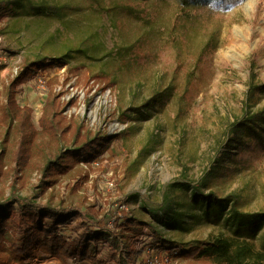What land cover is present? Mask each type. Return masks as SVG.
I'll return each instance as SVG.
<instances>
[{
    "label": "rangeland",
    "instance_id": "rangeland-1",
    "mask_svg": "<svg viewBox=\"0 0 264 264\" xmlns=\"http://www.w3.org/2000/svg\"><path fill=\"white\" fill-rule=\"evenodd\" d=\"M129 2L0 0V194L9 196L18 176L20 197L32 196L41 205L64 202L86 214L95 206L97 220L111 221L110 231L121 215L152 222L161 237L176 244L173 250L162 246L147 229L136 248H144L153 264H205L183 252L221 234L233 235L224 221L232 207L220 223L204 220L208 209L201 198L194 199L192 187L214 173L231 125L264 109V3L246 0L214 12L207 4L135 0L139 13L133 16L120 9ZM32 5L46 10H33ZM212 37L216 49L205 50ZM131 46L137 47L136 54L121 60L120 49ZM29 66H38L35 79L16 97L21 108L31 109L33 127L41 129L44 108L53 98L82 131L80 137L69 134L60 142L39 137L35 147L42 151L23 167L16 166V123L8 134L4 109L9 86ZM254 86L262 89L249 97ZM163 91L171 93L164 108L144 109ZM84 136L115 140L99 159L61 176L46 191L40 181L49 153L72 150ZM245 159L232 182L203 187L202 192L234 193L242 213H263L264 152ZM167 206L178 214L154 221L149 212ZM175 216L184 222L183 229L169 227ZM252 242L262 248L264 226ZM99 249L108 251L103 245ZM36 253L25 262H4L64 264Z\"/></svg>",
    "mask_w": 264,
    "mask_h": 264
},
{
    "label": "trees",
    "instance_id": "trees-1",
    "mask_svg": "<svg viewBox=\"0 0 264 264\" xmlns=\"http://www.w3.org/2000/svg\"><path fill=\"white\" fill-rule=\"evenodd\" d=\"M244 1L246 0H179V3L184 7L190 4H207L209 10L220 12L233 9ZM134 2L135 0H130L128 4L122 3L120 9L123 13L129 12L136 16L139 8ZM262 2L264 3V0ZM32 7L33 10H46L44 5ZM214 40V37L209 39L205 50L209 46H212L211 51L216 49ZM136 49V46L121 48V60L125 61L130 53L136 54ZM37 67H26L8 89L4 121H8V134L12 131L11 126L16 123L15 131L19 135L16 166L29 165L30 161L37 157L36 151H42L35 147L39 137L60 142L62 137L69 134L78 138L82 131V126H73L71 119L64 115L53 98H48L44 108L39 124L41 129L33 127L30 119L31 109L21 108L16 96L23 85L35 79ZM111 85L112 82L108 84ZM261 89L258 86L252 87L249 97H253ZM169 98L171 93L163 91L155 95L144 109L150 111L159 104L164 108ZM230 135L214 173L201 178L192 189L194 199L201 198V206L205 204L208 209L202 217L204 220L213 218L215 223H220L227 207L231 205V213L224 221L228 227L234 229L233 235L221 234L211 241L196 243L185 250L183 255L205 264H264V244L262 248H258L252 242L264 226V212L242 213L239 210L241 202L234 193L218 196L214 191L208 194L202 192L203 187H212L224 181L232 182L237 173L242 171V167H245V158L249 153L264 152V109L235 121L231 125ZM114 140V137L97 136L90 139L84 136L82 142L75 144L72 150L49 153L50 157L41 169L42 186L47 191L57 184L61 176L68 175L81 164L99 159L108 151ZM2 160L3 154H0V170L3 167ZM227 162L229 163L226 165ZM17 179L18 176L13 178L9 196L0 194V264H6V258L15 261L34 259L36 251L60 259L64 264H153L151 258L145 254L144 248H136V243L146 234L147 229L152 231V236H156L162 246L169 245L170 249H175L176 244L161 237L159 229L152 222L121 215L112 224L110 231L108 225L111 221L97 220L95 206H91L86 214L81 208L66 205L64 202L56 205L48 200L46 204L41 205L32 196L18 195ZM209 209L213 211L210 212ZM171 213L178 214L177 210L168 206L160 211L149 212L154 221H159L161 217L169 218ZM174 218L176 220L169 223V227L183 229L184 222L177 220L176 216ZM76 222L77 225L73 228L72 225ZM100 245L108 248V251L100 250Z\"/></svg>",
    "mask_w": 264,
    "mask_h": 264
},
{
    "label": "crops",
    "instance_id": "crops-1",
    "mask_svg": "<svg viewBox=\"0 0 264 264\" xmlns=\"http://www.w3.org/2000/svg\"><path fill=\"white\" fill-rule=\"evenodd\" d=\"M23 261L25 262V259H24V260H22L21 262H23Z\"/></svg>",
    "mask_w": 264,
    "mask_h": 264
},
{
    "label": "built area",
    "instance_id": "built-area-1",
    "mask_svg": "<svg viewBox=\"0 0 264 264\" xmlns=\"http://www.w3.org/2000/svg\"><path fill=\"white\" fill-rule=\"evenodd\" d=\"M41 85V84H40Z\"/></svg>",
    "mask_w": 264,
    "mask_h": 264
}]
</instances>
